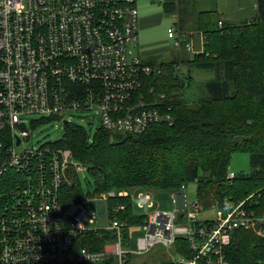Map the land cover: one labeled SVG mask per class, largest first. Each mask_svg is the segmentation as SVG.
Segmentation results:
<instances>
[{
  "label": "built area",
  "instance_id": "2783aa9c",
  "mask_svg": "<svg viewBox=\"0 0 264 264\" xmlns=\"http://www.w3.org/2000/svg\"><path fill=\"white\" fill-rule=\"evenodd\" d=\"M135 8V0H0V264H100L111 258L114 264H127L129 255L155 244L170 248L177 237L186 240L187 253H176L173 264H228L226 250L236 229L264 238V214L247 208V199L232 203L224 198L209 209L212 217L202 219L200 205L188 200L184 184L172 192L170 210L152 209L150 190L141 188L62 202L68 170L84 167L56 141L31 144L26 116L66 124L74 111L97 109L99 127L131 134L173 120L157 108L156 98L148 100L138 90L142 76L153 71L132 50ZM167 36L196 52L178 26L167 28ZM204 42L202 38L201 52ZM149 93L154 94L153 87ZM233 177L228 171V181ZM134 197L136 208L145 210L139 221L145 234L131 249L124 229L139 223L129 224L122 214L126 205L111 201ZM88 200L96 202L92 214L85 208ZM98 218L106 219V226L87 227ZM98 229L113 235L102 249L77 242L80 234Z\"/></svg>",
  "mask_w": 264,
  "mask_h": 264
},
{
  "label": "trees",
  "instance_id": "16d2710c",
  "mask_svg": "<svg viewBox=\"0 0 264 264\" xmlns=\"http://www.w3.org/2000/svg\"><path fill=\"white\" fill-rule=\"evenodd\" d=\"M163 9L173 13L176 4L163 2ZM257 10L256 19L239 25L223 21L215 10L198 11L196 29L205 41L202 52H194L180 62L157 55L140 58L153 72L142 76L138 90L148 100L156 98L157 108L171 115L172 122H154L139 134L98 127L92 138L84 127L66 123L56 143L71 150L94 185L89 186L86 178L87 183L82 184L76 167L71 166L61 189L62 202H81L110 189L178 191L183 184L195 183L202 211L229 198L232 203L247 199V208L264 214V0H257ZM194 67L211 72L212 77L192 104L184 91ZM152 87L153 95L149 93ZM244 109L252 114L240 111ZM231 112L236 114L225 116ZM238 151L248 154L250 170L234 172L228 181L230 159ZM115 202L126 205L122 214L129 224L143 218L130 198L113 199L111 204ZM129 230L124 229L127 240ZM112 236L110 231L98 229L80 234L77 242L100 250ZM171 248L175 253H187L186 240L177 237ZM226 255L228 264H264V238L251 230L236 229ZM136 258L129 255L127 264H144L135 262ZM100 264H114V260ZM159 264L173 263L169 259Z\"/></svg>",
  "mask_w": 264,
  "mask_h": 264
},
{
  "label": "rangeland",
  "instance_id": "374dc122",
  "mask_svg": "<svg viewBox=\"0 0 264 264\" xmlns=\"http://www.w3.org/2000/svg\"><path fill=\"white\" fill-rule=\"evenodd\" d=\"M164 0H135V6L138 11V24H137V41L135 45L132 46L133 53L137 56H140L141 59H145L147 54H143L149 51H152L155 55L160 59H165L169 61H177L178 54L176 50V46L174 44V40L167 36V28L174 25L176 26L174 17L164 11L163 9ZM154 15L153 22L141 28L139 26V19L143 16ZM175 46V47H174ZM182 54L185 57H192L193 52L190 50L183 49ZM183 58V57H182ZM184 64V63H183ZM182 65V64H181ZM182 71L186 72V66L183 65ZM192 77L190 79V85L184 91L185 97H187V101L189 103H195L200 97L202 91L204 90V83L207 79L212 77V73L209 71H205L202 69H198L196 67L191 69ZM248 106H252V103L249 101ZM242 112H246V109L240 110ZM248 113V112H246ZM236 113H227L225 116H232ZM252 114L248 113L247 115ZM67 120L72 122L73 124H77L85 128L89 137L92 138L94 136V131L100 125V113L97 109H87V110H77L72 112L70 115L66 117ZM25 126L30 127L31 136L29 138V142L34 146H39L45 142H54L61 138L65 123L63 120H57L54 118L47 119L43 115H29L25 118ZM33 123V124H31ZM229 171L238 172L244 171L247 172L250 170L249 158L247 153H243L242 151H238L232 154L229 167ZM79 178L81 179L82 184H86L85 178L89 181V186H93V180L91 176L82 169L78 173ZM146 189V188H141ZM151 192L152 200L154 207L152 209H162V210H170L174 207L172 203V192L175 190L169 189H148ZM187 194L188 200L194 201L196 199V187L195 183H188L186 185V189L184 190ZM180 192V191H179ZM130 193L134 194V192L130 191ZM135 202V197L133 199ZM178 202L181 204V198L178 197ZM85 208L89 213H94L96 211V202L94 200H88L85 203ZM99 213L103 214V206L98 204ZM136 213L144 214V209L135 208ZM198 217L204 219L212 217L211 210H200L198 212ZM107 222L104 218H98L92 225L88 224L89 228H103L106 226ZM145 230L143 229L141 223L139 225L130 227L129 230V241L131 249L136 248V242L139 237L144 236ZM166 250V255H162V252ZM176 256V253L173 252L172 248H167L162 246L161 244H155L148 251L136 255V259H133L137 263L144 264H159L163 260H171L172 257Z\"/></svg>",
  "mask_w": 264,
  "mask_h": 264
},
{
  "label": "crops",
  "instance_id": "0c3cea01",
  "mask_svg": "<svg viewBox=\"0 0 264 264\" xmlns=\"http://www.w3.org/2000/svg\"><path fill=\"white\" fill-rule=\"evenodd\" d=\"M166 1H172L176 4L175 11L170 14L174 17V23H176V26L179 27L180 25H183L180 27L184 31H187L186 39L191 41L196 52H201L203 38L201 31L196 29L197 19L195 14H197L198 11L215 10L223 21L234 25L254 20L258 14L257 0H164V2ZM153 20L154 15L143 16L139 19V26L144 28V26L150 25ZM175 48L177 50L178 60L173 62H180L182 57L185 59L188 58L182 54L184 49L183 46H176ZM143 54H147L145 59L148 56L155 55L152 51L146 53L143 52Z\"/></svg>",
  "mask_w": 264,
  "mask_h": 264
}]
</instances>
